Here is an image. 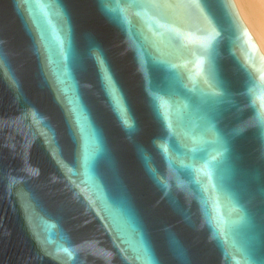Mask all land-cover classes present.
<instances>
[{
	"label": "water",
	"instance_id": "obj_1",
	"mask_svg": "<svg viewBox=\"0 0 264 264\" xmlns=\"http://www.w3.org/2000/svg\"><path fill=\"white\" fill-rule=\"evenodd\" d=\"M214 24L216 0H0V264H264V102Z\"/></svg>",
	"mask_w": 264,
	"mask_h": 264
},
{
	"label": "clouds",
	"instance_id": "obj_2",
	"mask_svg": "<svg viewBox=\"0 0 264 264\" xmlns=\"http://www.w3.org/2000/svg\"><path fill=\"white\" fill-rule=\"evenodd\" d=\"M216 4L223 26L214 24L209 51L218 54L220 46L227 42L230 55L237 59L242 68L255 75L256 95L252 102H264V0H216ZM172 67L184 72L188 86L199 84L200 78L193 79L195 72L183 68L182 63L178 62ZM257 115L258 119L264 120V103H261ZM216 231L223 236L221 226H217Z\"/></svg>",
	"mask_w": 264,
	"mask_h": 264
}]
</instances>
